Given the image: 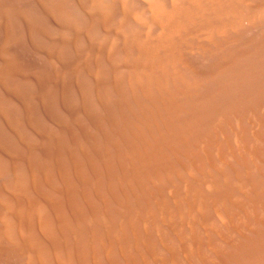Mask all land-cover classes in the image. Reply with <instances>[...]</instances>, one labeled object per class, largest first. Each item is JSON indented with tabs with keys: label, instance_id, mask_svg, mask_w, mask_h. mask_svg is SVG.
Masks as SVG:
<instances>
[{
	"label": "bare ground",
	"instance_id": "bare-ground-1",
	"mask_svg": "<svg viewBox=\"0 0 264 264\" xmlns=\"http://www.w3.org/2000/svg\"><path fill=\"white\" fill-rule=\"evenodd\" d=\"M138 1H83L100 40L75 28L60 5L54 10L72 33L63 46L88 37L68 73L90 77L100 116L83 100L77 107L91 132L78 124L73 139L48 133L43 156L28 139L24 155L0 142V257L17 264H264V93L228 73L248 55L238 37L264 22V0ZM5 53L0 88L16 96L7 82L21 74ZM61 53L47 56L62 63ZM193 54L222 62L201 71L189 61ZM57 73L58 90L64 77ZM3 105L0 117L9 119Z\"/></svg>",
	"mask_w": 264,
	"mask_h": 264
},
{
	"label": "rangeland",
	"instance_id": "rangeland-1",
	"mask_svg": "<svg viewBox=\"0 0 264 264\" xmlns=\"http://www.w3.org/2000/svg\"><path fill=\"white\" fill-rule=\"evenodd\" d=\"M0 1L1 2L3 1L2 3H0V46H1L0 50L2 49L7 54L9 53L8 57L10 59L12 58L15 61L16 65L20 71V74L22 75V76L19 75L16 77H12L7 82L8 89L13 91V93H16V96L11 95L5 89L0 88V101H1L0 104L2 103V105L4 104L3 106L6 107L7 116L9 118V119H6L7 118L6 117L3 119L0 117V142L2 141L1 143H3L2 148H5V149H8L12 152L18 153V151H20V149H21V151L26 149V148L23 149V147L28 143L27 142V139H28V141H30V144H31V142H33L32 143V145L34 144L33 147L36 146V144H37L36 148L35 147L34 148L37 150L39 155L41 154L40 156H43V154L45 152V151L43 152V150H45L44 148H46V147H44L46 142L44 141L42 136L46 135V136L50 137L54 134L52 137L57 136V135L58 136L61 135L65 138L73 139L76 137L75 135L77 134L75 131V129H76L75 125H77V126L80 125L79 127L81 129H83L84 132H86V133H90L92 130V128H88V127H92V123L89 122L90 120L88 121V118L86 116H84L82 113H81V116L79 115L80 114L79 111H81V109L78 108L86 99L88 100V102L86 100L85 104H87V103L89 104V102H90L89 100H91L94 103V99L92 100V98H93L92 97L93 96L92 80L90 79L89 76H87V74H83V75L80 74V76H79L80 78L79 77L75 78L74 76H73L74 77L73 78L68 73V68L76 65V63L78 62V60H77L78 54L77 53L78 52L83 53L82 51L86 50V48L88 47L87 44L89 43V40H88V37H79L75 41L74 44H67V45L63 46L62 42H61L62 38L63 37L71 38L72 33L69 30H66V28L64 27L62 22L56 16L54 17V10L57 8V6L60 5V8L62 7V11H64V13L72 20L75 28L80 29L83 32L88 30L89 35L91 36V37L89 36L90 39L100 40V39H102L103 35H102L100 30L98 31V28L96 26L92 27L90 19L87 18V15L85 14V12L83 10V1L84 0H60V1L59 0H0ZM55 3L57 5H55ZM134 3H135V5L140 6V3L138 0H134ZM51 5H53L54 7ZM75 13H77V14H75ZM116 15H118V14L115 13V17H116ZM87 24H89V26ZM82 27H84V28H82ZM94 27H96V28H94ZM70 34H71V36H70ZM238 38L240 39V42H242V44H245V45L247 44L248 47L247 48L244 47V50L248 51L247 52L248 55H244L241 57L238 56V59H236V62L232 63V65L229 66L231 68H229L230 70L228 69V71H229L228 73L238 75V76L241 75L240 77H242L246 82L250 83L252 86L256 87V85H258L256 87L257 91H261L264 93V89H263L264 88V83H263L264 82V65H263V62H264V22L259 23L256 27H251L248 29L246 28L241 33V35H239ZM243 38H244V40H243ZM248 41H249V43H248ZM58 45H60L61 48ZM55 47H57V49ZM54 48L56 51L60 50V53L62 52L61 53V55L63 54L62 55V63L53 64V61L49 58V56H47L50 51H55ZM58 48H59V50H58ZM61 49H63V51ZM81 49H82V51H81ZM67 53H68V55H67ZM257 53H258V55H256ZM213 59H214V61H213ZM49 60L52 62H50ZM189 61L191 64L193 63L192 65L196 69H199L201 71H210L217 65V62H219V63L222 62L221 58H219V57L215 58V57L210 56V55H200V54L190 55ZM59 64L62 66H60ZM1 66H3V63L1 62V59H0V68H1ZM101 66L107 72L108 69H107L106 64L102 63ZM104 66H105V68H104ZM261 66L263 67V70H262ZM61 68H63L64 70ZM257 69H259L258 72H257ZM57 70L59 71L60 76L62 74L64 77V78H61L63 84L60 87V89H58V90L56 89V86L54 83L55 76L58 75ZM237 70H238V72H237ZM61 71H62V73H61ZM231 71H233V72L231 73ZM252 71H254V72H252ZM66 72H67V74H66ZM234 72H236V73H234ZM254 73H255V76H254ZM47 74H48V76H47ZM53 74H55V76ZM50 75H52L54 77H51ZM69 76L71 79L69 78ZM253 77H254V79H253ZM256 77H257L258 81L256 80ZM20 78H22V79H20ZM51 79H53V80H51ZM77 80L79 81L80 84L78 83ZM51 81H53V82H51ZM259 81H261L263 84ZM51 83H52V85L53 84L54 85L52 86ZM54 86H55V88H53ZM209 87L213 88V86H209ZM55 91H56V93H55ZM51 94H53V95L51 96ZM54 96L56 98H54ZM2 97H3V99H2ZM7 99H9V100H7ZM11 99H12V101H11ZM12 102H14V103H12ZM26 102H28V103H26ZM92 102L89 105L88 104L87 105L91 108L92 112H94L96 115L100 116V112L96 109L95 103L93 104ZM25 103L27 105H29V107H30V109L27 111H25L26 108H24V107H26ZM7 105H9V107H7ZM11 107L13 108V110ZM8 110H10V112ZM96 110H97V112H96ZM19 114H20V116H19ZM42 114H44V115H42ZM30 116H32V117H30ZM76 116L80 119H77ZM21 117H22V119H21ZM43 119H45V120H43ZM81 119H83V120H81ZM84 119L87 121H85ZM3 120H4V122H3ZM11 120H13L14 122ZM78 120H79V123H78ZM80 120L85 122V123L80 124V123H82ZM22 121L24 124L22 123ZM7 122H9V124ZM11 123L17 124L16 127H17L19 133H15L13 131V129H11V127H10ZM19 123H21V124H19ZM31 123L33 124L32 127L30 125ZM46 123L50 124L51 126L46 124ZM18 124H19V126H18ZM86 124L87 125L90 124V125L85 127ZM41 132H43L44 134L42 135ZM36 133H38L39 135ZM48 133L51 135L49 136ZM59 133H61V134L59 135ZM14 135H15V137H14ZM37 135H38V137H37ZM21 136H22V138H23V136H25V137L22 139ZM18 139H19V141H21V140L23 141V142L22 141L20 142L23 145L19 144ZM24 143H26V144H24ZM12 144H13V146H12ZM5 145H8V146L6 147ZM2 148H1V144H0V149H2ZM10 148H12V150ZM1 151L2 150H0V152ZM25 151L26 150H24L21 154L24 155L26 153ZM9 260L11 263H9ZM3 263L4 264H17V262L15 260H13V259L11 260V258L9 259L5 256H1L0 257V264H3Z\"/></svg>",
	"mask_w": 264,
	"mask_h": 264
}]
</instances>
